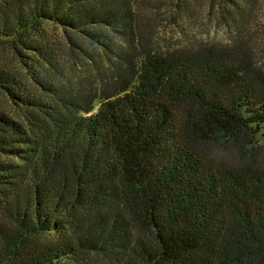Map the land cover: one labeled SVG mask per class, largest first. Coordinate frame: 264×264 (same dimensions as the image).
<instances>
[{"label":"trees","instance_id":"obj_1","mask_svg":"<svg viewBox=\"0 0 264 264\" xmlns=\"http://www.w3.org/2000/svg\"><path fill=\"white\" fill-rule=\"evenodd\" d=\"M0 264H264V0H0Z\"/></svg>","mask_w":264,"mask_h":264}]
</instances>
